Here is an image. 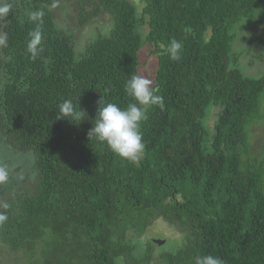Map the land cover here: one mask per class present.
<instances>
[{
    "label": "trees",
    "instance_id": "16d2710c",
    "mask_svg": "<svg viewBox=\"0 0 264 264\" xmlns=\"http://www.w3.org/2000/svg\"><path fill=\"white\" fill-rule=\"evenodd\" d=\"M64 1L77 2L78 29L106 15L110 30L78 51L57 21ZM142 1L139 14L132 0H0L9 6L0 16V142L35 163L32 177L0 183V251L32 264H195L208 254L264 264V157L251 156L249 134L263 117L264 77L246 76L234 52L236 26L253 23L264 0ZM38 23L43 51L32 59ZM172 39L183 45L178 62L165 54ZM144 43L163 108L148 109L143 154L128 161L88 132L101 99L132 102L124 86L141 74ZM65 100L79 120L58 119ZM159 219L184 235L174 252L137 245Z\"/></svg>",
    "mask_w": 264,
    "mask_h": 264
},
{
    "label": "rangeland",
    "instance_id": "374dc122",
    "mask_svg": "<svg viewBox=\"0 0 264 264\" xmlns=\"http://www.w3.org/2000/svg\"><path fill=\"white\" fill-rule=\"evenodd\" d=\"M139 11L142 13L144 3L142 0H132ZM57 16V21L60 27L70 30L75 35V43L78 51H83L86 45L99 33H107L112 22L106 15L91 21L81 29L76 27L77 19L75 18L78 12L76 1H64L57 3L54 8ZM253 23L244 20L236 26L238 39L234 41L235 54L239 56L241 70L246 76L253 78L264 77V44H244L241 38L244 36H258L264 41V6L258 7L255 13ZM143 37L148 33V27L142 28ZM141 76H145L151 80L154 78V73L157 65V58L151 54V48L147 43H144L140 54ZM218 114V109L214 108L211 112L209 124L214 126ZM261 114L262 119L253 123L249 127L250 134V154L252 157H264V96L261 99ZM34 155L32 152H15L12 148L0 142V169L7 172V175L21 179L25 176L32 177L34 169ZM18 170V171H17ZM13 177V178H14ZM7 183V182H6ZM33 180L28 183L29 188L33 185ZM184 235L179 228L170 225L166 221L159 219L138 238V247L148 246L151 242H155V248L162 249L167 252L176 251L180 245L177 243L182 241ZM162 245V246H161ZM0 264H32L28 262L22 254L6 255V250L0 251Z\"/></svg>",
    "mask_w": 264,
    "mask_h": 264
},
{
    "label": "clouds",
    "instance_id": "9594fccd",
    "mask_svg": "<svg viewBox=\"0 0 264 264\" xmlns=\"http://www.w3.org/2000/svg\"><path fill=\"white\" fill-rule=\"evenodd\" d=\"M9 12L7 4L0 5V16ZM44 12L38 11L31 15L33 21H38ZM43 36L39 23L29 33L27 51L35 59L42 51ZM182 43L172 39L167 45L165 54L169 59L178 62L182 58ZM125 93L131 97L132 102L127 107H120L111 102H98L95 124L88 132V138H95L106 144L110 151L123 160L136 161L144 151L142 137V124L147 119L148 109L152 106L163 108V97L158 94V89L153 87V81L145 76L133 74L126 81ZM58 119L79 120L81 113L76 111L71 100H65L59 106ZM7 172L0 169V183L7 180ZM6 217L0 215V221ZM195 264H224L223 260L212 254L198 255Z\"/></svg>",
    "mask_w": 264,
    "mask_h": 264
},
{
    "label": "flooded vegetation",
    "instance_id": "af4514ba",
    "mask_svg": "<svg viewBox=\"0 0 264 264\" xmlns=\"http://www.w3.org/2000/svg\"><path fill=\"white\" fill-rule=\"evenodd\" d=\"M18 171V170H17ZM17 174V172L15 173V175ZM14 175V176H15ZM8 176V178H7V180L5 181V182H3V183H6V182H8L10 179H12L14 176H11V175H7Z\"/></svg>",
    "mask_w": 264,
    "mask_h": 264
},
{
    "label": "water",
    "instance_id": "95a60500",
    "mask_svg": "<svg viewBox=\"0 0 264 264\" xmlns=\"http://www.w3.org/2000/svg\"><path fill=\"white\" fill-rule=\"evenodd\" d=\"M3 37H4V27H3L2 31H1V40H0V44L2 43Z\"/></svg>",
    "mask_w": 264,
    "mask_h": 264
}]
</instances>
